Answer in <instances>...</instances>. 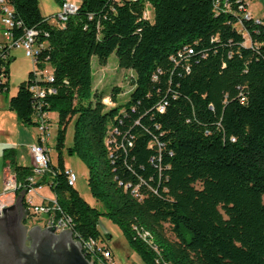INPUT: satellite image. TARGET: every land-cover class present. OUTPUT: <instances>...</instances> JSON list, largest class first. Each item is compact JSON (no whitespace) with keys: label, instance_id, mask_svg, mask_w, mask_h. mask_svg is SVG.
Returning <instances> with one entry per match:
<instances>
[{"label":"trees","instance_id":"1","mask_svg":"<svg viewBox=\"0 0 264 264\" xmlns=\"http://www.w3.org/2000/svg\"><path fill=\"white\" fill-rule=\"evenodd\" d=\"M5 2L13 37L38 32L35 68L52 77L33 69L8 98L24 126L36 127L38 113L57 114L58 164L31 186H49L73 236L110 249L98 229L106 215L144 264H264V23L242 18L245 0L218 13L213 0H79L62 27L41 15L38 0ZM9 53L0 43V93ZM112 53L132 72L119 106L118 87L90 96L92 58L105 66ZM71 121L68 152L85 162L102 211L67 184L61 150ZM3 156L16 194L26 193L31 166L12 149Z\"/></svg>","mask_w":264,"mask_h":264},{"label":"built area","instance_id":"2","mask_svg":"<svg viewBox=\"0 0 264 264\" xmlns=\"http://www.w3.org/2000/svg\"><path fill=\"white\" fill-rule=\"evenodd\" d=\"M115 3L121 4L126 1H136V0H112ZM213 5L215 7V12L218 13L219 11H226L230 8L229 0H213ZM0 22L3 25L2 37L3 41L1 42L4 47H7L8 51L16 48H22L25 52V55L30 57L33 69L35 73L40 74L43 73L49 80L52 79L51 71L45 67L43 70L39 71L35 68L36 63V54L38 53L39 49L43 46V44H38L37 42V34L38 32L33 29L25 30L23 36L15 38L11 32V29L15 25V20L13 19L12 9L7 5L5 0H0ZM77 10V4L65 0L57 10L56 13L48 16V21L50 23L56 24L60 27L63 26L64 21L68 17V15L73 14ZM239 10L242 18L244 19H251L253 16L251 15L248 9V3L245 2L239 5ZM143 18L151 19L152 17V10L149 3L145 4V9L143 11ZM256 23H264V20L261 18H254ZM246 44V43H245ZM250 44V43H248ZM191 49H187V53H191ZM5 54L0 55V59L4 58ZM34 91V95L36 97H42L44 95V90L40 89L37 86H32L30 88ZM157 109L159 111H163L164 104L158 105ZM37 120V130H38V139L35 144L30 147V153L32 156V164L31 170L32 174L28 177L29 186L27 188L26 194L31 193L35 187H32L37 179H39L44 173L49 172V164H50V156H49V149L46 145V141L48 138V120L46 118V113H38L36 115ZM64 172L66 175L67 184L71 187L75 185L76 182V174L75 172L68 167L64 168ZM18 189V184L16 183L14 174H9L5 177L3 183V189L0 193V216L2 215V208L9 206L10 202L13 200L14 195ZM26 203L28 204L29 210L32 212L33 215H46V222L45 226H55L57 231H62L64 229H70L71 231V218L60 212L57 202L54 199L47 200L41 204H33L30 198H26ZM72 233V231H71ZM138 236L151 243L149 241V233L146 231L137 232ZM73 235V234H72ZM74 237V236H73ZM75 238V237H74ZM75 240L79 241L82 247V252L84 256L88 254L90 258L88 259L92 264H116L112 257V252L110 249L101 245L97 241L93 239H88L85 241H81L77 238Z\"/></svg>","mask_w":264,"mask_h":264},{"label":"rangeland","instance_id":"3","mask_svg":"<svg viewBox=\"0 0 264 264\" xmlns=\"http://www.w3.org/2000/svg\"><path fill=\"white\" fill-rule=\"evenodd\" d=\"M54 1V0H53ZM76 4L79 0H69ZM55 2V1H54ZM251 15L254 18H261L264 20V0H247ZM40 8H44L43 1L40 0ZM56 3V2H55ZM48 17V16H47ZM3 25L0 22V43L2 37ZM7 63L8 69V89L0 95L7 99L16 92L17 86L20 82L27 79L28 73L33 70V64L22 48L10 50ZM93 70V82L90 96L93 98L94 93L110 96L114 87H118L120 92L116 95L115 104L123 105L129 99V93L133 88L132 72L130 70L121 69L118 67L117 58L115 53H112L105 66L97 63L95 57L91 60ZM108 103V102H107ZM49 135L48 140L50 144V156L54 165L58 164V151L55 148L56 132H57V114L49 112ZM73 139V121L67 127L65 145L61 150L64 163H68L69 167L76 174V182L74 189L78 194L92 207L97 208L99 211L103 210L102 203L92 196L87 183V167L85 162L75 153L70 154L68 147L72 145ZM26 147H20L24 151ZM27 159V158H26ZM25 160V159H24ZM98 229L105 237L104 243L110 248L113 253L114 260L117 264H144L139 256L134 252L125 236L123 235L120 227L114 223L108 216L101 215L98 221ZM167 235L172 237L171 233L167 231Z\"/></svg>","mask_w":264,"mask_h":264},{"label":"water","instance_id":"4","mask_svg":"<svg viewBox=\"0 0 264 264\" xmlns=\"http://www.w3.org/2000/svg\"><path fill=\"white\" fill-rule=\"evenodd\" d=\"M25 194L22 191L15 203L2 208L0 264H92L70 229L57 233L55 226L35 225L28 229L27 224H23L22 220L27 218Z\"/></svg>","mask_w":264,"mask_h":264},{"label":"crops","instance_id":"5","mask_svg":"<svg viewBox=\"0 0 264 264\" xmlns=\"http://www.w3.org/2000/svg\"><path fill=\"white\" fill-rule=\"evenodd\" d=\"M44 8L41 12V15L44 17L50 16L57 12L59 9V5L56 4L53 0H42ZM40 2V0H38ZM247 2V0H246ZM248 3V2H247ZM249 9V4H248ZM250 11V9H249ZM251 13V11H250ZM3 41V40H2ZM46 118L49 124V113H46ZM49 130V127H48ZM49 133V131H48ZM38 139V130L35 126H24L22 125L15 113L8 106V99L0 95V193L3 189V183L5 177L9 174H13L12 168L8 164V160L4 159V151L5 149H12L14 158L19 165L22 166H31L32 164V156L30 153V147L37 142ZM46 145L49 149L50 156V144L47 138ZM20 147H26L24 151L20 150ZM27 158V159H26ZM25 159V160H24ZM50 163L52 165V159L50 156ZM64 167H69L68 163H64ZM18 194L14 195L13 200L9 205L15 203V198ZM26 198H30L33 204H41L47 200L54 199V195L51 192L48 185H42L35 188L31 193L25 194L24 196V207L26 217L22 220L23 224H27V228L30 229L32 226L38 225L39 227H45L46 215H33L29 210V207L26 206ZM60 231H57V233Z\"/></svg>","mask_w":264,"mask_h":264}]
</instances>
